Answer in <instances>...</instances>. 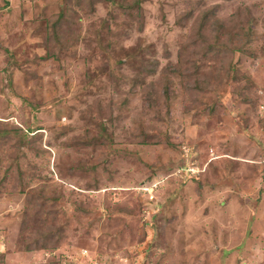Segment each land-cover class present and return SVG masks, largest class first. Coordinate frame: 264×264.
I'll return each mask as SVG.
<instances>
[{
  "label": "rangeland",
  "instance_id": "obj_1",
  "mask_svg": "<svg viewBox=\"0 0 264 264\" xmlns=\"http://www.w3.org/2000/svg\"><path fill=\"white\" fill-rule=\"evenodd\" d=\"M2 129L0 264H264V0H0Z\"/></svg>",
  "mask_w": 264,
  "mask_h": 264
},
{
  "label": "trees",
  "instance_id": "obj_2",
  "mask_svg": "<svg viewBox=\"0 0 264 264\" xmlns=\"http://www.w3.org/2000/svg\"><path fill=\"white\" fill-rule=\"evenodd\" d=\"M21 132H23V130L22 129H19ZM6 131V129H2V130H0V132H5Z\"/></svg>",
  "mask_w": 264,
  "mask_h": 264
},
{
  "label": "bare ground",
  "instance_id": "obj_3",
  "mask_svg": "<svg viewBox=\"0 0 264 264\" xmlns=\"http://www.w3.org/2000/svg\"><path fill=\"white\" fill-rule=\"evenodd\" d=\"M167 38H168V37H167ZM225 45H226V44H225ZM225 45H224V46H225ZM147 46H148V45H147ZM155 49H156V48H155ZM137 72H138V71H137ZM134 178H135V177H134ZM125 179H126V178H125ZM166 237H167V236H166Z\"/></svg>",
  "mask_w": 264,
  "mask_h": 264
}]
</instances>
